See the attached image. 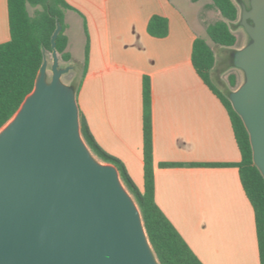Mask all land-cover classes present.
<instances>
[{
	"label": "crops",
	"instance_id": "obj_1",
	"mask_svg": "<svg viewBox=\"0 0 264 264\" xmlns=\"http://www.w3.org/2000/svg\"><path fill=\"white\" fill-rule=\"evenodd\" d=\"M64 2L70 7L63 15L70 62L73 53H82L84 61L88 44L76 104L95 142L130 165L142 189L147 77L156 205L201 262L213 255V264H259L253 210L240 183L241 157L229 117L191 63L193 41L206 34L202 10L214 9L211 1ZM154 15L168 21L165 37L147 33ZM8 40L7 4L0 0V44Z\"/></svg>",
	"mask_w": 264,
	"mask_h": 264
},
{
	"label": "water",
	"instance_id": "obj_2",
	"mask_svg": "<svg viewBox=\"0 0 264 264\" xmlns=\"http://www.w3.org/2000/svg\"><path fill=\"white\" fill-rule=\"evenodd\" d=\"M242 6L250 43L234 54L245 81L229 94L264 178V0ZM51 36L32 92L0 130V264H158L139 210L112 165L81 138L74 90L60 78Z\"/></svg>",
	"mask_w": 264,
	"mask_h": 264
},
{
	"label": "trees",
	"instance_id": "obj_3",
	"mask_svg": "<svg viewBox=\"0 0 264 264\" xmlns=\"http://www.w3.org/2000/svg\"><path fill=\"white\" fill-rule=\"evenodd\" d=\"M194 2L197 0H193ZM211 7L221 16L220 20L206 26L210 41L220 47H233L236 37L229 23L238 18V8L232 0H210ZM9 40L0 44V130L13 118L24 99L32 92L35 80L43 63L45 52H51V36L58 22L61 30L55 40L57 56L63 62H70L65 52L67 38L64 34V10L70 8L64 0H6ZM27 7L38 8L30 15ZM147 33L155 38L165 37L168 21L152 16L146 27ZM83 73L86 71L88 44L84 51ZM191 63L203 84L215 95L229 117L235 142L240 153L239 179L254 215L257 240L258 262L264 264V178L252 161V149L248 132L234 111L229 95L223 94L213 83L211 72L215 56L202 38L192 44ZM83 75V74H82ZM80 83L74 90L75 98ZM229 84L235 86V77L229 75ZM143 104V186L139 189L129 177L123 163L106 153L95 142L89 127L78 110L81 138L89 151L102 162L116 168L125 189L133 196L141 216L147 240L158 264H203L190 249L171 222L163 215L154 200L152 170V128H151V88L147 77L142 81ZM171 167L174 164H160ZM214 166V165H213Z\"/></svg>",
	"mask_w": 264,
	"mask_h": 264
},
{
	"label": "rangeland",
	"instance_id": "obj_4",
	"mask_svg": "<svg viewBox=\"0 0 264 264\" xmlns=\"http://www.w3.org/2000/svg\"><path fill=\"white\" fill-rule=\"evenodd\" d=\"M236 3V6L238 8V18L235 22L229 23V27L236 37V43L233 47H220L218 45H215L210 41L208 38L207 34H202V39H204L207 44L210 46L212 49L214 56H215V65L214 68L211 72V79L213 83L216 85V87L225 95H229L230 93L236 91L240 85H242L245 81V76L243 71L240 69L236 68L233 65V58L234 54L243 49L245 46H247L250 43V38L245 32L243 26L240 24L241 21V11H242V6L245 7V9H249V0H234ZM28 12L30 15H33L35 10H38V8H31L27 7ZM202 15L204 18L205 26L212 24L213 22L217 21L220 19L219 13L215 9H208V8H203L202 10ZM74 57V62H63L60 60L58 57V67L60 69H65V68H70L68 72L63 74L60 78L61 82L66 85L71 87L73 90H75L78 86V83L82 79V74H83V57L82 53H73L72 54ZM45 60L47 63L46 66V81L50 82L52 72H51V66H52V55L51 52H45ZM229 75H233L235 77V86H231L229 84ZM6 126V125H5ZM4 126V127H5ZM3 127V128H4ZM91 153V152H90ZM91 156L101 165H109L101 160H99L95 155L91 153ZM113 156V155H111ZM114 158L118 159L119 161L120 158H117V156H113ZM122 162V161H121ZM127 170V173L133 183L140 189L141 188V182L138 178L137 172L131 168L130 165H125L123 164ZM121 181V180H120ZM123 188L125 189L123 183L121 182ZM127 194L130 196V198L133 200V196L125 189ZM134 202V200H133ZM135 203V202H134ZM136 205V204H135ZM137 206V205H136ZM212 254V253H211ZM202 262L204 264H213V255L207 258H203Z\"/></svg>",
	"mask_w": 264,
	"mask_h": 264
}]
</instances>
